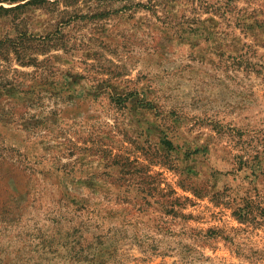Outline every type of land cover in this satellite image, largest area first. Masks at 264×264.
I'll use <instances>...</instances> for the list:
<instances>
[{
    "label": "rangeland",
    "instance_id": "374dc122",
    "mask_svg": "<svg viewBox=\"0 0 264 264\" xmlns=\"http://www.w3.org/2000/svg\"><path fill=\"white\" fill-rule=\"evenodd\" d=\"M0 264H264V0H0Z\"/></svg>",
    "mask_w": 264,
    "mask_h": 264
}]
</instances>
